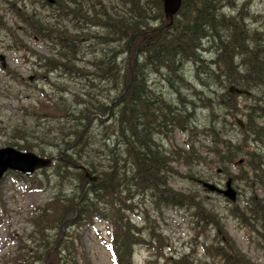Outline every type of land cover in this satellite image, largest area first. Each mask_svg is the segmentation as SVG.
Segmentation results:
<instances>
[{"label": "trees", "instance_id": "obj_1", "mask_svg": "<svg viewBox=\"0 0 264 264\" xmlns=\"http://www.w3.org/2000/svg\"><path fill=\"white\" fill-rule=\"evenodd\" d=\"M247 4L248 0H181L172 20L165 16L162 0H55L50 9L42 5L50 12L48 19L34 10L11 7L24 33L52 52L40 59L42 73L59 70L76 82V91L71 100L46 96L27 107L36 121L56 119L52 130L56 126L57 139L52 141L57 143L51 144L58 148V157L47 167L52 168L51 180L34 177L31 183L29 177L14 174L24 184L23 193L36 184L37 189H49L51 197L41 207L34 206L28 239H20L10 264H94L82 236L96 221L107 231L105 243L113 264H133L136 246L150 251L146 264H253L225 236L211 210L169 185L175 177L199 185L201 179L191 170L206 164L202 151L215 168L221 167L220 173H227L229 163L239 169L246 165L236 178L252 195L242 210L231 209V214L242 225L250 224L252 234L264 244V23L256 24ZM18 29L10 33L12 39ZM187 64L195 69L189 86L183 77ZM154 73L176 94L179 84L189 87L207 111L204 123L193 121V103L174 106L152 95L145 76ZM231 85L250 94H231ZM212 88L218 95L214 99L207 94ZM57 89L64 92L66 84ZM240 98L251 103L242 107ZM238 111L245 118H240L243 128L236 124L237 117L225 119ZM230 126L240 133L239 140ZM176 130L187 134V150L174 145L164 149L157 142ZM22 146L15 147L30 149ZM174 166L187 173L180 174ZM69 183L74 187L63 189ZM176 208L193 209L196 232L213 224L219 246L203 244L201 256L193 249L187 254L166 253L168 239L157 224L164 210ZM136 217L144 227H137Z\"/></svg>", "mask_w": 264, "mask_h": 264}, {"label": "rangeland", "instance_id": "obj_2", "mask_svg": "<svg viewBox=\"0 0 264 264\" xmlns=\"http://www.w3.org/2000/svg\"><path fill=\"white\" fill-rule=\"evenodd\" d=\"M243 1L236 0L239 4ZM42 5L43 3L40 0H0V54L4 55L7 60L6 68L2 69L0 67V148L8 146L16 148V143L19 145L23 144L22 147L28 146L30 148L25 152H32L40 157L55 160L58 157V148L51 143H57L52 141L57 139L56 126L52 130L56 119L46 122L44 120L47 118H42L36 121L28 113L27 107L37 104L42 99L47 100L44 99L46 96L53 100L60 99L62 96L64 99L71 100L72 94L76 91L74 88L76 82L72 81L68 76L62 75L59 70L47 76L42 73L43 69L40 59L43 60L44 57H50L52 52L47 49L44 42L31 39L24 33L21 21L11 10V7L25 12L34 10L36 13H40L42 17L48 19L47 15L50 12ZM247 9L257 17L256 24L262 25L261 23H264V0H248ZM14 29H18V32L15 33L17 40L12 39L10 34ZM83 46H86L85 43ZM208 59V57L205 58V60ZM145 77L147 79L146 86L152 95L161 96L166 103L174 106H178V103L182 101L193 103V107L189 110L193 121L199 124L204 123L207 111L202 110L198 97L193 96L189 87H187L190 83H193V78H195V69L192 64H187L184 68L183 77L187 81V86L179 84L180 94H176L165 81H161L160 77L162 76L159 74H147ZM29 78L32 80H28ZM63 83L66 84V89L64 92H59L57 88ZM196 90L200 91V88ZM207 92L210 99L218 96L214 94V88L208 89ZM216 93L220 94L221 91H216ZM248 103L251 102L242 98L239 99V104L242 107H245ZM214 108L220 117H223L224 112L219 104L214 103ZM235 117L245 121L240 111L232 112V116H226L225 119L231 121ZM37 123L39 127H37ZM43 127L44 129H42ZM230 128L233 137L239 140L241 138L240 133L234 126H230ZM38 131L46 133L40 135ZM167 136H169V139L163 136L160 141L157 140L158 143L163 145L164 149H169L170 145L185 150L188 149L186 133L176 130L173 133L167 132ZM43 140L45 142H42ZM206 147L208 146L206 145ZM255 147L256 145L251 144L252 149H255ZM200 155L206 159V164L201 163L195 166L194 169L192 168L191 173H195L197 179L208 180L219 187H223L226 178L231 177L232 187L238 192L235 204H231L225 198L216 194L204 192L200 185L194 181L187 180V178L175 177L169 185L176 191L184 194L190 193L189 195L194 197L195 202L197 201L208 210H211L220 219L223 227L222 231L226 233L225 236L236 245V248L253 264H264V244L252 234L253 230L249 227V223V225H242L240 220L231 214V209L242 210L245 201L252 195V191L247 187V184L236 178L241 175L242 169L246 170V165L239 169L236 165L229 163L228 170L226 169L227 173L219 175L216 170L221 167L215 168L211 164V158L206 156V152L202 151ZM174 167L182 175L187 173V170L183 167ZM14 174L16 173L6 174L8 177L4 175L0 180L1 202L4 204L3 207L0 205L2 207V210H0V264H10L8 260L21 246L20 239L27 241V235L31 230L28 219L32 210H34V206L41 207L51 197L49 189H37L36 184L30 185L29 191L26 194L23 193L24 184L16 179ZM51 175L52 168H47L44 173L36 171L34 175L27 179H31L29 181L31 183L34 177L44 181L47 176L51 180ZM74 183L77 184L76 182ZM71 187L74 186L69 183L63 189ZM257 194V197L263 195L259 191ZM192 211L193 209L178 208L164 210L163 218L158 221L157 228L168 239L166 253L187 254L191 253L193 249L198 256H201L203 244L209 245L210 243L218 242V240L216 241V227L213 224H209L203 232H196L193 219L190 217V212ZM134 222L137 223V227H144V223L141 222L139 217H136ZM103 225V223L96 221L91 232L83 233V246L85 251L90 253L94 264H113L111 251L105 243V239H108V234ZM217 245L219 246V243ZM149 256V250L136 246L133 264H146Z\"/></svg>", "mask_w": 264, "mask_h": 264}, {"label": "water", "instance_id": "obj_3", "mask_svg": "<svg viewBox=\"0 0 264 264\" xmlns=\"http://www.w3.org/2000/svg\"><path fill=\"white\" fill-rule=\"evenodd\" d=\"M52 2L51 0H48ZM163 10L166 17L172 20L173 15L178 11L181 0H162ZM0 64L4 68L5 58L0 54ZM228 91L234 95H249L247 90H241L234 86H229ZM236 124L243 128L244 124L239 118L235 119ZM51 159L47 157H40L32 152H23L15 149L14 147L0 148V180L7 171H14L21 173L25 176L32 175L35 171L47 168L51 164ZM88 176V174H86ZM91 181H95V177H89ZM198 183L204 188L205 191L216 192L222 194L232 202H235L236 194L231 188V179L226 182L225 190L218 189L214 184L210 182L198 181Z\"/></svg>", "mask_w": 264, "mask_h": 264}, {"label": "flooded vegetation", "instance_id": "obj_4", "mask_svg": "<svg viewBox=\"0 0 264 264\" xmlns=\"http://www.w3.org/2000/svg\"><path fill=\"white\" fill-rule=\"evenodd\" d=\"M52 2H50V1H48V0H40V2H42L43 4H45V7L46 8H48V9H50L51 7L50 6H52V5H54L55 4V0H51ZM4 56V55H3ZM4 58H5V64H6V66H7V60H6V57L4 56ZM6 66L4 67V68H6ZM3 68V69H4ZM31 78H34V77H31ZM31 78H29L28 80H32ZM43 78H45V77H43ZM217 174H219V175H221V174H223L222 172L220 173V169H218L217 170ZM228 178V177H227ZM226 178V179H227ZM220 188H224V186L223 187H220ZM236 193H237V195H238V192L236 191ZM217 196H220V197H222L221 195H218V194H216ZM223 238V237H222Z\"/></svg>", "mask_w": 264, "mask_h": 264}]
</instances>
